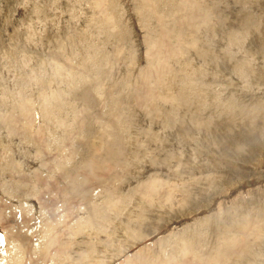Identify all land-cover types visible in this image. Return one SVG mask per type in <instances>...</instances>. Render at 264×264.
Returning a JSON list of instances; mask_svg holds the SVG:
<instances>
[{"label":"rangeland","instance_id":"rangeland-1","mask_svg":"<svg viewBox=\"0 0 264 264\" xmlns=\"http://www.w3.org/2000/svg\"><path fill=\"white\" fill-rule=\"evenodd\" d=\"M149 1L0 0V264H264V0H198L178 40L188 0Z\"/></svg>","mask_w":264,"mask_h":264},{"label":"bare ground","instance_id":"bare-ground-1","mask_svg":"<svg viewBox=\"0 0 264 264\" xmlns=\"http://www.w3.org/2000/svg\"><path fill=\"white\" fill-rule=\"evenodd\" d=\"M144 1H145V0H144ZM148 1H149V0H147V2H148ZM102 2H103V1H102ZM153 2H154V1H153ZM29 3H30V2H29ZM104 3H105V2H104ZM104 3H103V4H104ZM109 3H111V2H109ZM112 3H113V2H112ZM144 3H145V2H144ZM147 4L152 5V3H151L150 1H149ZM147 4H145V5H147ZM184 4H185V6H184V10H183V11H184L183 15H177V16L171 18L172 14L177 13V12H181L182 10H175V11L169 13L170 18H171V20H172V22H171V20H170L171 28H172V31H171V29H170V31H171V33L173 32V34H174L175 36H174L173 34H172V35H173V37H176L177 40H178V37L181 36L182 34H183V39H185V37L187 36L188 31H189V29H188V25H189L188 19H189V17H192V16H193V14H194V10L197 8V6H198L199 3H198V0H188V1H185ZM108 5H109V4H108ZM114 5H115V4H114ZM101 6H102V5H101ZM104 6H105V7L107 6V2H106V5H104ZM137 6H138V5H137ZM154 6H155V5H154ZM164 6H165V5H164ZM102 7H103V6H102ZM105 7H103V8H105ZM150 7H151V6H149V8H150ZM145 9H146V8H145ZM161 9H162V8H161ZM164 9H165V8H164ZM164 9H163V10H164ZM103 10H104V9H103ZM103 10H102V13H103ZM151 10H152V8H150V13H153V12H151ZM153 10H154V9H153ZM153 10H152V11H153ZM160 11H162V10H158V11L155 12V13L158 14V15H161V16H162V18H161L160 21H161V26H162L163 28H162V27H161V28L164 29V32H166L168 29L165 27V28L167 29V30H165V28H164V24L168 27L169 21H166V18L169 17V15H167L166 12H164V11H163V12H160ZM105 12H107V11H105ZM105 12H104L103 14H106ZM108 13H109V16H110V11H108ZM108 13L105 15L106 17H107V15H108ZM150 13H149V14H150ZM121 14H122V13H121ZM156 14L153 13L152 16H154V17L156 16V17H157ZM253 14H254V13H253ZM136 15H137V14H136ZM109 16H108V17H109ZM140 16H141V14H140ZM106 17H105V18H106ZM147 17H148V16H147ZM158 17H159V16H158ZM249 17H250V16H249ZM145 18H146V17H145ZM149 18H151V17L149 16ZM255 18H257V17H255ZM255 18H254V19H255ZM102 19H103V18H102ZM113 19H114V18H112V22H111V23H113V24H110V25H112V27H113V25L116 27L115 24H116V22L120 21V19L117 18V19H118V20L116 19L117 21H116V20L114 21ZM153 19H154V18H153ZM153 19H151V20L153 21ZM158 19H159V18H158ZM206 19H207V20H210L209 17H208V15L206 16ZM123 20H124V19H123ZM155 20H156V18H155ZM143 21H144V20H143ZM146 21H147V19H146ZM247 21H248V20H247ZM254 21H255V20H254ZM121 22H122V20H121ZM251 22H252V21H251ZM148 23H149V20H148ZM150 23H151V22H150ZM205 23H206V22H205ZM155 24H156V23H155ZM155 24H154V25H155ZM158 24L160 25V23H158ZM209 24H210V23H209ZM244 24H245V23H244ZM246 24H247V22H246ZM145 25H146V23H145ZM154 25H153V27H154ZM191 25H192V24H191ZM206 25H207V24H206ZM117 26H119V23H117ZM120 26H121V23H120ZM150 26H151V25H150ZM243 26H244V25H243ZM243 26H242V27H243ZM126 27H127V26H126ZM153 27H152V28H153ZM205 27H207V26H205ZM124 28H125V27H124ZM189 28H190V27H189ZM150 29H151V28H150ZM154 29H155V28H154ZM154 29H153V30H154ZM156 29H157V28H156ZM115 30H116V29H115ZM122 30H123V29H122ZM128 30H129V29H128ZM211 30H212V29H211ZM113 31H114V27H113ZM154 31H155V30H154ZM208 31H209V30H208ZM157 32H159V29H158ZM157 32H156V33H157ZM49 33H50V32H49ZM113 33H115V31H114ZM119 33H121V32H119ZM124 33H125V32H124ZM124 33H123V35H124ZM154 33H155V32H154ZM154 33H152V35H154ZM171 33H170V35H171ZM50 34H51V33H50ZM127 34H128V33H127ZM147 34H148V33H147ZM166 34H167V33H166ZM203 34H204V33H203ZM117 35H118V34H117ZM121 35H122V34H121ZM121 35H120V36L118 35V36L121 37ZM155 35H157V34H155ZM188 35H189V34H188ZM88 36H89V35H88ZM114 36H116V35H114ZM126 36H127V35H126ZM164 36H166V35H164V33H163V34L161 35V37L165 38ZM168 36H169V34H168ZM83 37H84V36H83ZM111 37H112V35H111ZM116 37H117V36H116ZM152 37H155V36H152ZM158 37H159V35H158ZM158 37H157V38H158ZM190 37H191V35H190ZM112 38H113V37H112ZM167 38H169V37H167ZM212 38H213V37H212ZM84 39H85V38H84ZM134 39H135V38H134ZM149 39H150V38H149ZM151 39H152V38H151ZM173 39H174V38H173ZM173 39H172V40H173ZM74 40H75V39H74ZM88 40H89V39H88ZM152 40H154V41L156 42L157 39H156V40H155V39H152ZM152 40H151V41H152ZM164 40H165V39H164ZM177 40H175V41H177ZM194 40H195V39H194ZM27 41H28V40H27ZM122 41H123V40H122ZM124 41H125V40H124ZM154 41H153V42H154ZM160 41H161V40H160ZM173 41H174V40H173ZM188 41H189V40H188ZM85 42H88V41H85ZM85 42H83V43L85 44ZM90 42H91V41H90ZM165 42H166V41H165ZM165 42L163 41V43H165ZM192 42H194V41H192ZM196 42H197V40L195 41V43H196ZM83 43H82V44H83ZM88 43H89V42H88ZM122 43H123V42H122ZM146 43H147V42H146ZM149 43H150V42H149ZM151 43H152V42H151ZM166 43H167V42H166ZM175 43H176V42H175ZM186 43H187V42H186ZM188 43H190V42H188ZM195 43H194V44H195ZM90 44H91V43H90ZM90 44H89V45H90ZM154 44H156V43H154ZM89 45H87V46H85V47H88ZM91 45H92V44H91ZM151 45H152V44H151ZM163 45H164V44H163ZM163 45H161V46H163ZM166 45H167V44H166ZM189 45H190V44H189ZM195 45H196V44H195ZM201 45H202V44H201ZM201 45H200V46H201ZM78 46L81 47V45H78ZM83 46H84V45H83ZM83 46H82V47H83ZM155 46H156V45H154V47H155ZM186 46H188V45H186ZM82 47H81V48H82ZM163 47H164V46H163ZM193 47H196V46H193ZM155 48H157V47H155ZM159 48L161 49L162 47L159 46ZM159 48H158V49H159ZM164 48H165V47H164ZM164 48H162V49H164ZM191 48H192V47H191ZM199 48H200V47H199ZM85 49H86V48H85ZM85 49H84V51H86ZM87 49H88V48H87ZM93 49H94V48H93ZM153 49H154V48H153ZM165 49H167V46H166ZM165 49H164V50H165ZM175 49H176V48H175ZM184 49H185V48H184ZM188 49H190V48H188ZM192 49H193V48H192ZM28 50H29V49H28ZM154 50L156 51V49H154ZM81 51H82V50H81ZM81 51H80V52H81ZM84 51H83V53H85ZM120 51H121V50H120ZM122 51H123V49H122ZM122 51H121V52H122ZM197 51H198V50H197ZM200 51H201V50H200ZM101 52H102V51H101ZM159 52H161V51H159ZM201 52H202V51H201ZM211 52H212V51H211ZM54 53H55V52H54ZM190 53H191V52H190ZM197 53H198V52H197ZM52 55H53V54H52ZM87 55H88V54H87ZM89 55H90V54H89ZM129 55H130V54H129ZM159 55H160V53H159ZM164 55H165V54L163 53L162 56H164ZM174 55L177 56L176 54H174ZM184 55H185V54H184ZM230 55H231V54H230ZM79 56H80V55H79ZM165 56H166V55H165ZM182 56H183V55H182ZM57 57H58V56H57ZM90 57H91V56H90ZM212 57H213V56H212ZM85 58H86V57H85ZM88 58H89V56H88ZM88 58H87V59H88ZM92 58H93V56H92ZM150 58H151V57H150ZM150 58H149V60H150ZM166 58H167V57H166ZM79 59H80V58H79ZM82 59H84V57H82ZM95 59H96V58H95ZM95 59H94V60H95ZM130 59H131V58H130ZM163 59L165 60V58H163ZM167 59H168V58H167ZM170 59H171V57H170ZM170 59H169V61H170ZM215 59H216V58H215ZM94 60L91 59V61H94ZM151 60H153V58H152ZM154 60H155V58H154ZM36 61H37V60H36ZM48 61H49V60H48ZM84 61H85V60H84ZM167 61H168V60H167ZM169 61H168V62H169ZM171 61H172V60H171ZM9 62H10V61H9ZM89 62H90V61H89ZM89 62H88V63L86 62V63L89 64ZM95 62H96V61H95ZM113 62H114V61H113ZM159 62H160V61H159ZM162 62H163V61H162ZM79 63H80V62H79ZM84 63H85V62H84ZM86 63H85V64H86ZM13 64H14V63H13ZM56 64H57V63H56ZM114 64H115V63H114ZM155 64L157 65V64H159V63H155ZM161 64H164V66H165V63H161ZM184 64H185V63H184ZM10 65H11V64H10ZM57 65H60V63H58ZM91 65H94V64H91ZM96 65H97V63H96ZM96 65H95V66H96ZM115 65H116V64H115ZM159 65H160V64H159ZM159 65H158V67H157V69H156L157 72L159 71V69H160L159 72L162 71L161 68H159ZM244 65H245V64H244ZM16 66H17V65H16ZM161 66H163V65H161ZM168 66H169V65H168ZM173 66H174V65H173ZM242 66H243V65H242ZM97 67H98V66H97ZM152 67H153V65H152ZM178 67H179V66H178ZM191 67H192V66H191ZM216 67H217V66H216ZM251 67H252V66H251ZM43 68H44V67H43ZM57 68H58V67H57ZM78 68H79V67H78ZM84 68H85V66H84ZM133 68H134V66H133ZM150 68H151V67H150ZM155 68H156V66H155ZM158 68H159V69H158ZM17 69H18V68H17ZM49 69H50V68H49ZM58 69H59V68H58ZM58 69H57V70H58ZM96 69H97V68H96ZM152 69H154V67H153ZM78 70H79V69H78ZM80 70H81V69H80ZM80 70H79V71H80ZM82 70H83V67H82ZM85 70H86V69H85ZM129 70H130V69H129ZM149 70H150V69H149ZM156 70H155V71H156ZM165 70H166V69H165ZM16 71H17V70H16ZM86 71H87V70H86ZM146 71H147V70H146ZM153 71H154V70H153ZM163 71H164V69H163ZM163 71H162V73H163ZM36 72H37V70H36ZM82 72H83V71H82ZM82 72H80V74H81ZM93 72H94V71H93ZM93 72H92V73H93ZM157 72H156V73H157ZM165 72H166V71H165ZM59 73H60V72H59ZM146 73H148V72H146ZM187 73H188V72H187ZM45 74H46V73H45ZM87 74H88V73H87ZM150 74H152L151 71H150ZM154 74H155V72H154ZM166 74H167V73H166ZM166 74H164V75H166ZM173 74H174V73H173ZM56 75H57V74H56ZM89 75L91 76L90 73H89ZM133 75H134V74H133ZM135 75H136V74H135ZM144 75H145V74H144ZM157 75H158V74H157ZM159 75L161 76V74H159ZM169 75H170V74H168V76H169ZM183 75H184V72H183ZM76 76H78V75H76ZM84 76H85V74H84ZM140 76H141V75H140ZM142 76H143V74H142ZM145 76L147 77V74H146ZM148 76H149V75H148ZM151 76H153V75H151ZM160 76H159V77H160ZM162 76H163V75H162ZM201 76H202V75H201ZM81 77H83V75H82ZM125 77H126V76H125ZM146 77H145V78H146ZM149 77H150V76H149ZM153 77H155V76H153ZM153 77H151V78H153ZM163 77H164V76H163ZM169 77H170V76H169ZM179 77H180V76H179ZM179 77H178V78H179ZM193 77H194V76H193ZM193 77H192V78H193ZM202 77H203V76H202ZM23 78H24V77H23ZM56 78H57V76H56ZM77 78H79V77H77ZM84 78H85V77H84ZM98 78H99V77H98ZM140 78H141V77H140ZM140 78H139V79H140ZM166 78H167V77H166ZM170 78H171V77H170ZM183 78H184V77H183ZM80 79H81V78H80ZM80 79H76V80H80ZM93 79H94V78H93ZM93 79H92V80H93ZM146 79H148V78H146ZM163 79H164V78H163ZM187 79H188V77H187ZM201 79H202V78H201ZM20 80H21V79H20ZM82 80H83V79H82ZM96 80H98V79H96ZM137 80H138V79H137ZM149 80H150V79H148V81L146 80V81H147L146 83H148ZM153 80H154V79H153ZM153 80H152V82H153ZM170 80H171V79H170ZM174 80H175V77H174ZM174 80H173V81H174ZM83 81H84V80H83ZM90 81H91V80H90ZM94 81H95V80H94ZM123 81H124V80H123ZM150 81H151V80H150ZM157 81H158V80H157ZM160 81H162L161 78H160ZM160 81H159V82H160ZM193 81H194V80H193ZM76 82H78V81H76ZM80 82H81V80H80ZM84 82H85V81H84ZM130 82H131V80H130ZM137 82H138V84H139L138 86H140V83H139L140 81H137ZM137 82H136V83H137ZM143 82H144V81H143ZM155 82H156V81H155ZM155 82H154V83H155ZM159 82H158V83H159ZM164 82H165V81H164ZM171 82H172V81H171ZM22 83H23V82H22ZM166 83H167V82H166ZM166 83H163V84L166 85ZM190 83H191V82H190ZM89 84H90V82H89ZM94 84H95V83H94ZM150 84H152V83H150ZM160 84H161V83H160ZM169 84H170V83H169ZM175 84H176V83H175ZM203 84H204V83H203ZM203 84H202V85H203ZM75 85H76V83H75ZM125 85H126V83H125ZM152 85H153V84H152ZM155 85H156V83H155ZM158 85H159V84H158ZM182 85H184V84H182ZM190 85H191V84H190ZM202 85H201V86H202ZM204 85H205V84H204ZM204 85H203V86H204ZM27 86H28V84H27ZM40 86H41V85H40ZM43 86H45V85H43ZM43 86H42V87H43ZM88 86H89V85H88ZM92 86H94V85H92ZM103 86H105V84H104ZM142 86H143V85H142ZM142 86H141V87H142ZM150 86H151V85H150ZM153 86H154V85H153ZM167 86H169V85H167ZM105 87L108 88V86H105ZM158 87H159V86H158ZM165 87H166V86H164L163 89H165ZM21 88H22V87H21ZM23 88H24V87H23ZM31 88H32V87H31ZM31 88H30V89H31ZM145 88H146V87H145ZM145 88H144V89H145ZM160 88H161V86L159 87V89H160ZM43 89H46V87L42 88L41 90H43ZM146 89H147V88H146ZM146 89H145V90H142V91H145V92H146ZM156 89H157V88H156ZM193 89H194V88H193ZM196 89H197V87H196ZM205 89H206V87H205ZM130 90H131V89H130ZM216 90H217V89H216ZM23 91H24V89H23ZM79 91H80V90H79ZM127 91H129V90H127ZM137 91H138V90H137ZM142 91H141V92H142ZM150 91H152V90H150ZM150 91H149V92H150ZM155 91H156V90H155ZM162 91H163V90H162ZM165 91H166V89H165ZM1 92H2V91H1ZM90 92H91V91H90ZM104 92L106 93V88H104ZM119 92H120V91H119ZM152 92H153V91H152ZM152 92H151V93H152ZM159 92H161V90H159ZM159 92H158V93H159ZM166 92H167V91H166ZM193 92H194V91H193ZM7 93H8V92H7ZM43 93H46V92H45V91H42V94H43ZM94 93H95V92H94ZM129 93H131V92H129ZM129 93H128V94H129ZM132 93H133V92H132ZM138 93H139V92H138ZM151 93H150V94H151ZM155 93H156V92H155ZM161 93H162V92H161ZM167 93H169V92H167ZM170 93H171V90H170ZM208 93H209V91H208ZM212 93H213V92H212ZM78 94H79V93H78ZM96 94H97V93H96ZM96 94H95V95H96ZM111 94H112V93H111ZM111 94H110V95H111ZM113 94H114V93H113ZM121 94H122V91H121ZM121 94H120V95L118 94V95L121 96ZM123 94H124V91H123ZM125 94H126V92H125ZM139 94H142V93H139ZM143 94H144V92H143ZM201 94H202V93H201ZM43 95H44V94H43ZM95 95H94V97H95ZM116 95H117V94H116ZM126 95H127V94H126ZM134 95H135V94H134ZM152 95H153V94H152ZM156 95H159V94H156ZM156 95H154V96H155V99H156ZM192 95H193V94H192ZM198 95H199V93H198ZM15 96H16V94H15ZM18 96H19V95H18ZM48 96H49V94H45V96H42V95H41V98H42L43 100H45L44 102H46V104L43 103V104L46 105L45 108H47V111H48V112H46V113L50 114V113H53V111H55V110H52V107H53L52 105H54V101H53V99H50V100L47 101ZM85 96L87 97L86 94H85ZM91 96H93V95H91ZM96 96H97V95H96ZM137 96H138V94H137ZM172 96H173V95H172ZM189 96H190V95H189ZM43 97H44V98H43ZM98 97H99V96H98ZM98 97H96V98H98ZM123 97H124V96H123ZM131 97H132V95H131ZM131 97H130V95L128 96L129 99H130ZM145 97H146V96H145ZM152 97H153V96H152ZM160 97H161V96H160ZM211 97H212V95H211ZM88 98L90 99V97H88ZM117 98H118V97H117ZM126 98H127V96H126ZM128 98H127V99H128ZM140 98H141V97H140ZM140 98H138V99L140 100ZM149 98H150V96H149ZM157 98H158V97H157ZM162 98L164 99L163 96H162ZM10 99H11V98H10ZM10 99H9V100H10ZM73 99H74V98H73ZM91 99H92V98H91ZM121 99H122V98H121ZM121 99H120V100H121ZM129 99H128V100H129ZM135 99H137V98H134L133 100H135ZM155 99L152 100V101L155 102ZM165 99H166V98H165ZM168 99H169V98H168ZM168 99H167V100H168ZM171 99H172V98H171ZM34 100H35V99H34ZM34 100H33V102H34ZM86 100H87V99H86ZM93 100H94V98L92 99V102H93ZM96 100H97V99H96ZM98 100H99V99H98ZM118 100H119V99H118ZM120 100H119V101H120ZM133 100L131 99L132 102H133ZM139 100H137V102H138ZM156 100H159V99H156ZM205 100H206V99H205ZM5 101H6V100H5ZM14 101H15V100H14ZM40 101H42V100L40 99ZM50 101H51V104H49ZM81 101H82V99H81ZM121 101H122V100H121ZM147 101H148V100H147ZM163 101H165V100H163ZM171 101H172V100H171ZM171 101H170V102H171ZM218 101H219V100H218ZM7 102H8V101H7ZM33 102H32V103H33ZM78 102H79V101H78ZM83 102H84V101H83ZM89 102H90V101H89ZM122 102H123V101H122ZM125 102H126V101H124V103H125ZM150 102H151V101H150ZM158 102H159V101H158ZM166 102H169V100L166 101ZM172 102H173V101H172ZM174 102H176V101H174ZM213 102H214V101H213ZM215 102H216V101H215ZM5 103H6V102H5ZM93 103H94V102H93ZM93 103H92V104H93ZM124 103H123V104H124ZM128 103H129V101H128ZM138 103H139V102H138ZM148 103H149V101H148ZM148 103H147V104H148ZM152 103H153V102H152ZM152 103H151V104H152ZM34 104H35V102H34ZM34 104H32V105L34 106ZM43 104H42V105H43ZM84 104H85V103H84ZM92 104H91V106H92ZM94 104L96 105V103H94ZM133 104H134V103H133ZM133 104L131 103V105L129 104V106L132 107ZM147 104H146V106H147ZM155 104H156V103H154V105H152V106H154V107L156 108ZM259 104H260V103H259ZM89 105H90V104H89ZM116 105H117V104H116ZM119 105H120V104H119ZM124 105H127V103H125ZM124 105H123V106H124ZM157 105H158V104H157ZM160 105H161V104H160ZM213 105H214V104H213ZM6 106H7V105H6ZM51 106H52V107H51ZM86 106H87V103H86ZM93 106H94V105H93ZM139 106H140V104H139ZM141 106H142V104H141ZM146 106L143 105L144 108H145ZM149 106H150V105H149ZM158 106H159V105H158ZM171 106H172V105H171ZM198 106H199V105H198ZM227 106H228V105H227ZM114 107H115V105H114ZM118 107L121 109L120 106H118ZM126 107H127V106H126ZM131 107H130V108H131ZM136 107H137V106H136ZM143 107H141V108H143ZM209 107H210V106H209ZM261 107H262V106H261ZM11 108H13V107H11ZM124 108H125V106H124ZM124 108H123V109H124ZM127 108H128V107H127ZM127 108H126V109H127ZM132 108H133V107H132ZM134 108H135V106H134ZM137 108H138V107H137ZM148 108H149V107H148ZM155 108H153V109H155ZM15 109H16V107H15ZM34 109H35V108H34ZM53 109H54V108H53ZM108 109H109V107L105 108V109H104L105 111L103 110V112H106V113H107V112H112V111L114 110V109H113L112 111H108ZM126 109H125V110H126ZM156 109H157V108H156ZM162 109H163V108H162ZM227 109H228V108H227ZM10 110H11V109H10ZM10 110H9V111H10ZM43 110H44V113H45L46 109H43ZM100 110H101V109H100ZM115 110H117V109H115ZM149 110H150V109H149ZM159 110H161V106H160V109H159ZM204 110H205V109H204ZM255 110H256V109H255ZM14 111H15V110H11V111H10V115H11V112L14 113ZM16 111H17V110H16ZM25 111H26V110H25ZM94 111H95V110H94ZM120 111H121V110H120ZM162 111H163V110H161V112H162ZM165 111H166V110H165ZM213 111H214V110H213ZM249 111H250V110H249ZM88 112H89V111H88ZM96 112H98V111H95V113H96ZM100 112H101V111H100ZM116 112H117V111H116ZM118 112H119V111H118ZM123 112H124V111H123ZM125 112H126V111H125ZM127 112L130 113V111H127ZM132 112H133V111H132ZM145 112H147V111L145 110ZM157 112H158V111H157ZM157 112H156V113H157ZM166 112H167V111H166ZM203 112H204V111H203ZM18 113H19V112H18ZM46 113H45V114H46ZM54 113L56 114V111H55ZM75 113H77V112H75ZM89 113H90V112H89ZM89 113H87L86 116H88ZM91 113H92V111H91ZM101 113H102V112H101ZM114 113H115V112L113 111V114H114ZM149 113H150V112H149ZM149 113H148V114H149ZM152 113H153V112H152ZM156 113H155V115H157ZM159 113H160V112H159ZM159 113H158V114H159ZM257 113H258V112H257ZM14 114H15V113H14ZM14 114H13V115H14ZM48 114H47V115H48ZM79 114L81 115V113H79ZM92 114H93V113H92ZM92 114H90V116H91ZM110 114H111V113H109V115L106 116L108 119H109V117L111 118ZM117 114H119V113H117ZM121 114H122V113H121ZM130 114H131V113H130ZM150 114H151V113H150ZM7 115H8V114H7ZM15 115H16V114H15ZM15 115H14V117H15ZM32 115H34V112H33ZM32 115H31V116H32ZM35 115H36V114H35ZM77 115H78V114H77ZM80 115H79V116H80ZM104 115H105V114H104ZM104 115H103V116H104ZM153 115H154V114H153ZM218 115H219V114H218ZM224 115H225V114H224ZM229 115H230V114H229ZM234 115H235V114H234ZM2 116H5V115H2ZM11 116H12V115H11ZM56 116H57V114L55 115V117H56ZM99 116H100V113H99ZM99 116H98V117H99ZM112 116H113V115H112ZM121 116H124V118H125V117H128V116H125V114H123V115H121ZM130 116H131V115H129V117H130ZM135 116H136V115H135ZM150 116H152V115H150ZM157 116H158V115H157ZM201 116H202V115H201ZM258 116H259V115H258ZM8 117H9V115H8ZM14 117L12 116V118H14ZM35 117H36V116H35ZM44 117H46V116L44 115ZM81 117H82V116H81ZM88 117H89V116H88ZM106 117H105V118H106ZM118 117H119V116H118ZM155 117H156V116H155ZM158 117H159V116H158ZM161 117H162V116H161ZM167 117H168V116H167ZM232 117H233V116H232ZM1 118H2V117H1ZM1 118H0V121H1ZM6 118H7V117H6ZM12 118H7L6 122H9V120H10V119L12 120ZM15 118H17V116H16ZM30 118H31V117H30ZM32 118H33V116H32ZM49 118H50V117H46L47 120H49ZM86 118H87V117H86ZM90 118H91V117H89V119H86V120H90ZM92 118H93V117H92ZM102 118H103V117H102ZM105 118H104V119H105ZM112 118L114 119V118H115V115H114V117H112ZM164 118H165V117H164ZM211 118H212V117H211ZM3 119H4V118H3ZM3 119H2V120H3ZM22 119H23V118H22ZM22 119H21V120H22ZM33 119H34V118H33ZM33 119H32V120H33ZM74 119H77V118H74ZM98 119H99V118H98ZM131 119H132V118H131ZM160 119H161V118H160ZM25 120H26V119H25ZM32 120H31V121H32ZM42 120H43V118H42ZM50 120H53V121H54V119H51V118H50ZM91 120H92V119H91ZM121 120H123V119H121ZM127 120H128V119H127ZM135 120H136V119H135ZM209 120H210V119H209ZM28 121H29V120H28ZM34 121H35V119H34ZM34 121H33V122H34ZM53 121H51V122L53 123ZM74 121H76V120H74ZM116 121H117V120H116ZM119 121H120V120H119ZM158 121H159V120H158ZM192 121H193V120H192ZM210 121H211V120H210ZM19 122H21V121L19 120ZM23 122H25V121L23 120ZM33 122H32V124H33ZM44 122H45V118H44ZM46 122H48V121H46ZM46 122H45V124H46ZM76 122H77V121H76ZM76 122H75V123H76ZM124 122H126V121H124ZM160 122H161V121H160ZM170 122H171V121H170ZM198 122H199V121H198ZM10 123H11V125L13 126V123H12V122H10ZM14 123H15V122H14ZM26 123H29V122H26ZM26 123H25V124H26ZM49 123H50V122H49ZM49 123H48V124H49ZM127 123H128V122H127ZM200 123H201V122H200ZM19 124H23V123L21 122V123H19ZM19 124H18V125H19ZM30 124H31V123H30ZM45 124H44V125H45ZM48 124H47V126H49ZM50 124H51V123H50ZM98 124H99V123H98ZM100 124H102V123H100ZM15 125H16V124H14V126H15ZM75 125H76V124H75ZM113 125H114V124H113ZM118 125H119V124H118ZM118 125H117V126H118ZM124 125H125V124H124ZM14 126H13V127H14ZM19 126H20V125H19ZM31 126H32V125H31ZM33 126H34V125H33ZM33 126H32V127H29V129H31V128L33 129ZM47 126H44V128L47 127ZM73 126H74V125H73ZM97 126H99V125H97ZM117 126H115V127H117ZM192 126H193V125H192ZM207 126H208V125H207ZM13 127H12V128H13ZM24 127H26V125L24 126V124H23L22 128H24ZM101 127H102V126H101ZM198 127H199V126H198ZM12 128H11V129H12ZM14 128H15V127H14ZM27 128H28V126H27ZM41 128H42V127H40V129H41ZM47 128H48V127H47ZM93 128H94V127H93ZM99 128H100V127H99ZM99 128L97 127V129H99ZM103 128H104V127H103ZM111 128H112V127H111ZM118 128H119V127H118ZM167 128H169V127H167ZM16 129H17V128H16ZM16 129H14V130H15L14 133H16ZM29 129H26L25 132L27 131V133H29V132L31 131V130L29 131ZM42 129H43V128H42ZM90 129H91V128H90ZM97 129H94V130L96 131ZM101 129H102V128H101ZM169 129H170V128H169ZM94 130H93V131H94ZM123 130H124V129H123ZM19 131H20V130H19ZM21 131L23 132V130H21ZM41 131H42V130H41ZM46 131H47V130H46ZM84 131H85V129H84ZM84 131H83V133H84ZM89 131H90L91 133H93L91 130H89ZM117 131H118V130H117ZM124 131H125V130H124ZM198 131H199V130H198ZM22 132H21L20 134H22ZM44 132H45V131H44ZM199 132H200V131H199ZM17 133H18V130H17ZM81 133H82V132H81ZM86 133H87V132H86ZM91 133H90V134H91ZM107 133H109V132H107ZM23 134H24V132H23ZM31 134H32V133H30V135H29V134H26V138H27L28 136H31ZM84 134H85V133H84ZM84 134H83V136H84ZM109 134H110V133H109ZM112 134H113V133H112ZM18 135H19V134H18ZM27 135H28V136H27ZM33 135H34V134H33ZM52 135H53V134H52ZM13 136H14V135H13ZM15 136H16V134H15ZM19 136H20V135H19ZM24 136H25V134H24ZM85 136H87V135L85 134ZM88 136H89V135H88ZM194 136H195V135H194ZM32 137H33V136H32ZM18 138H19V141H20V137H18ZM21 138L23 139L24 137H22V135H21ZM26 138H24V139L26 140ZM35 138H36V142H37V138H38V137H35ZM106 138H107V136H106ZM111 138H112V137H111ZM13 139H14V138H13ZM22 139H21V140H22ZM24 139H23V140H24ZM33 139H34V138H33ZM89 139H90V137H89ZM89 139H87V140H89ZM113 139H114V137H113ZM23 140H22V142L25 141V140H24V141H23ZM30 140H32V139L30 138ZM30 140H29V141H30ZM44 140H45V139H42V138H41V141H44ZM55 140H56V138H55ZM27 141H28V138H27ZM137 141H138V140H137ZM31 142H32V141H31ZM38 142H40V138H38ZM56 142H57V141H56ZM58 142H59V141H58ZM62 142H63V141H62ZM104 142H105V141H104ZM24 143H25V142H24ZM24 143H23V144H24ZM27 143H28V142H27ZM33 143H35V142H33ZM64 143H65V142H64ZM87 143H88V142H87ZM87 143H86V144H87ZM123 143H124V142H123ZM25 144H26V143H25ZM25 144H24V145H25ZM36 144H37V143H36ZM41 144H43V143L41 142ZM75 144H76V145H75V146H76L75 148L78 149L75 158L78 159L77 156H78V157L81 156V158H82L83 155H86V154H85V151H86L85 149H86V148H85L84 146H80V143H77V141H76ZM125 144H126V143H125ZM136 144L139 145L138 143H136ZM188 144H189V143H188ZM21 145H22V144H21ZM31 145H32V143H31ZM59 145H60V144H59ZM110 145H111V144H110ZM110 145H108V147H110ZM126 145H127V144H126ZM185 145H186V144H185ZM37 146H38V145H37ZM101 146H102V145H101ZM104 146H106V144H105ZM104 146H103V147H104ZM87 147H88V146H87ZM98 147H99V146H98ZM106 147H107V146H106ZM106 147H105V149L108 148V147H107V148H106ZM115 147H116V146H115ZM125 147H126V146H125ZM37 148H38V147H37ZM59 148H60V147H59ZM59 148L57 147V149H59ZM55 149H56V148H55ZM57 149H56V150H57ZM61 149H62V148H61ZM124 149H125V148H124ZM137 149H138V148H137ZM190 149H191V148H190ZM97 150H98V149H97ZM125 150H126V149H125ZM59 151H60V149H59ZM195 151H196V150H195ZM86 152H87V151H86ZM135 154H137V153H135ZM135 154H132V155H135ZM188 155H189V154H188ZM206 155H207V154H206ZM135 156H137V155H135ZM85 157H87V156H85ZM79 158H80V157H79ZM172 158H173V157H172ZM195 158H196V156H195ZM132 159H133V158H132ZM190 160H191V159H190ZM117 161H118V160H117ZM195 161H196V160H195ZM123 162H124V161H123ZM12 164H13V163H12ZM56 164H57V163H56ZM115 165H116V164H115ZM123 165H124V164H123ZM55 166H56V165H55ZM57 167H58V166H57ZM116 167H117V166H116ZM122 167H123V169H124L125 166H122ZM111 168H112V167H111ZM113 168H114V167H113ZM46 170H49V169H46ZM114 170H115V169H114ZM109 171H111V170H109ZM47 172H48V171H47ZM122 172H123V170H122ZM122 172H121V173H122ZM49 173H50V172H49ZM49 173H48V174H49ZM108 174H109V173H108ZM108 174H107V175H108ZM38 175H39V174H38ZM115 175H116V174H115ZM40 176H41V175H40ZM109 176H110V175H109ZM109 176H107V177H109ZM116 176H117V175H116ZM14 177H15V176H14ZM118 177H119V176H118ZM118 177H117V178H118ZM37 178H38V176H37ZM40 178H41V177H40ZM111 178H112V176H111ZM35 179H36V178H35ZM108 180H109V179H108ZM109 181H110V180H109ZM104 182H105V181H104ZM10 183H11V184L13 183V184L11 185V191L14 192V193H16L17 196H18V195H19L18 192L21 190L20 188H18V183H17V182H10ZM102 183H103V181H102ZM104 184H105V183H104ZM32 185H33V184H32ZM106 185H107V184H106ZM102 186H103V185H102ZM30 187H32V186L30 185ZM30 187H29V189H30ZM27 190H28V189H27ZM20 192H22V191H20ZM26 193H27V191H26ZM13 197H14V196H13ZM18 197H21V196H18ZM118 203H120V201H119ZM125 206H126V205H125ZM108 210H109V209H108ZM26 212H27V211H26ZM21 214H22V213H21ZM27 214H29V213L27 212ZM106 214H107V213H106ZM125 214H126V213H125ZM29 215H30V214H29ZM26 216H27V215H26ZM12 217H13V216H12ZM24 217H25V216H24ZM43 217H44V216H43ZM45 217H46V216H45ZM45 217H44V218H45ZM19 218H20V217H19ZM14 219H16V218H14ZM42 219H43V218H42ZM42 219H41V220H42ZM88 221H89V220H88ZM112 221H113V220H112ZM39 222H40V221H39ZM119 222H120V221H119ZM109 223H112V222L110 221ZM38 224H39V223H38ZM114 224H115V223H114ZM123 224H124V222H123ZM222 226H223V224H222ZM47 227H48V224H47V223H45V222H44V223H40V225H39V230H40L41 232L44 231V230L46 231V230H47ZM115 227H116V226H115ZM220 227H221V226H220ZM258 227H259V226H258ZM124 228H125V227H124ZM237 228H238V227H237ZM240 228H241V227H240ZM240 228H238V229H240ZM229 229H230V228H229ZM232 229H233V228H231L230 231L233 232ZM24 230H27V229H24ZM33 230H34V229H33ZM129 230H130V229H129ZM196 230H197V229H196ZM235 230H236V228H235ZM235 230H234V231H235ZM260 230H261V227H260ZM17 231H19V232H18V234H19V233H20V230H17ZM28 231H29V230H28ZM118 231H119V230H118ZM192 231H193V230H192ZM21 232H22V231H21ZM41 232H40V233H41ZM228 232H229V231H228ZM34 233H35V232H34ZM43 233H44V232H43ZM43 233H41V235H42ZM229 233H230V232H229ZM235 233H236V235H237V232H235ZM259 233H260V232H259ZM21 234H22V233H21ZM23 234H26V233H23ZM231 234H232V233H231ZM233 234H234V233H233ZM233 234H232V235H233ZM36 235H37V234H36ZM36 235H35V236H36ZM46 235H47V234L45 233V235H43V236H41V237H43L42 239H46V241H48L49 238H48V236H46ZM19 236H20V234H19ZM30 236H31V235H30ZM32 236H33V235H32ZM45 236H46V237H45ZM182 236H183V235H182ZM240 236H241V235H240ZM253 236H254V235H253ZM261 236H262V235H261ZM41 237H40V238H41ZM69 237H71V236H69ZM72 237H73V235H72ZM72 237H71V238H72ZM258 237H259V235H258ZM19 238H20V237H19ZM21 238H25V236H22V235H21ZM29 238H30V237H29ZM181 238H182V237H181ZM203 238H204V237H203ZM72 239H73V238H72ZM247 239H248V238H247ZM247 239H246V240H247ZM258 239H259V238H258ZM10 240H11V239H10ZM28 240H29V239H28ZM31 240H32V239H31ZM94 240H95V239H94ZM191 240H192V239H191ZM234 240H235V238H234ZM236 240H237V238H236ZM23 241H24V239H23ZM36 241H37V239H36ZM36 241H35V242H36ZM38 241H44V240H39V239H38ZM204 241H205V240H204ZM48 242H49V241H48ZM7 243H9V242H7ZM25 243H26V242H25ZM27 243H28V242H27ZM38 243H39V242H38ZM35 244H36V243H35ZM39 244H40V243H39ZM42 244L44 245V243H42ZM46 244H47V243H46ZM46 244H45V246H46ZM182 244H183V243H182ZM188 244H189V243H188ZM188 244H187V245H188ZM202 244H203V242H202ZM244 244H246V246H247V248H245V250L248 249V248L250 249L249 244H247V243H244ZM244 244H243V246L245 247ZM250 244H251V243H250ZM7 245H8V244H7ZM22 245H24V243H23ZM199 245H200V244H199ZM5 246H6V245H5ZM14 246H15V245H14ZM28 246H29V245H28ZM45 246H44V247H45ZM243 246H242L241 248H244ZM248 246H249V247H248ZM9 247H10V246H9ZM11 247H12V245H11ZM15 247H16V246H15ZM18 247H19V246H18ZM36 247H37V246H36ZM183 247H184V246H183ZM187 247H188V246H186V248H187ZM229 247H230V249L232 248L231 246H229ZM252 247H253V246H252ZM252 247H251V248H252ZM4 248H5V247H4ZM6 248L8 249V246H7ZM6 248H5V249H6ZM12 248H13V247H12ZM16 248H17V247H16ZM263 248H264V247H263ZM0 249H1V248H0ZM9 249H10V248H9ZM13 249H14V248H13ZM227 249L229 250V248H227ZM2 250H4V249H3V245H2ZM2 250H1V251H2ZM16 250H19V249L17 248ZM228 250H227V251H228ZM1 251H0V253H1ZM14 251H15V250H14ZM185 251H186V249H185ZM225 251H226V250H225ZM250 251H251V250H250ZM2 252H3V251H2ZM10 252H11V251H10ZM229 252H230V251H229ZM243 252H244V251H243ZM7 253H8V252H7ZM216 253H218V252H216ZM216 253H212V254H211V252L208 253V257L210 258V261H211V259H214V258H216V256H218ZM224 253H225V252H224ZM13 254H14V253H13ZM13 254H12V255H13ZM210 254H211V255H210ZM214 254H216V256H215ZM219 254H220V251H219ZM236 254H237V252H236ZM242 254H244V253H242ZM1 255H2V254H1ZM15 255H18L19 258H20V256H23L22 252H17V251L15 252ZM228 255H230V253H229ZM233 255H234V254H233ZM251 255H252V254H251ZM7 256L10 257L9 255H7ZM222 256H225V255H222ZM230 256H231V255H230ZM241 256H242V255H241ZM247 256H248V255H247ZM0 257H1V256H0ZM206 257H207V256H206ZM227 257H228V256H227ZM248 257H249V256H248ZM225 258H226V256H225ZM225 258L223 257L224 260H225ZM244 258H246V256H245ZM0 259H1V258H0ZM217 259H219V258L214 259V260H215L214 263L216 262V264L218 263V262H217V261H218ZM247 259H248V258H247ZM19 260H20V262H22L23 259H18V261H19ZM192 260H193V259H192ZM203 260H204L203 256H202V257H198V258H196V261H199V262H203ZM220 260H221V259H219V261H220ZM243 260H244V259H243ZM8 261H9V260H7L6 262L8 263ZM196 261H195L194 263H196ZM205 261H206V258H205ZM210 261H209V262H210ZM212 261H213V260H212ZM209 262H207V263H209ZM221 262H222V260H221ZM1 263H2V262H1ZM7 263H5V264H7ZM191 263H193V262H191ZM204 263H205V262H204ZM207 263H206V264H207ZM211 263H212V262H211ZM23 264H24V263H23ZM87 264H88V263H87ZM196 264H197V263H196ZM199 264H200V263H199ZM201 264H202V263H201ZM219 264H221V263H219ZM223 264H224V261H223Z\"/></svg>","mask_w":264,"mask_h":264}]
</instances>
